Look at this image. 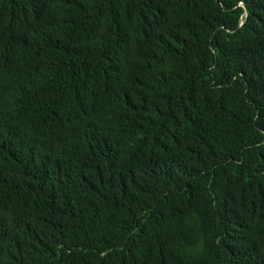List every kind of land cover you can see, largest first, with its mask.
<instances>
[{
    "label": "trees",
    "instance_id": "trees-1",
    "mask_svg": "<svg viewBox=\"0 0 264 264\" xmlns=\"http://www.w3.org/2000/svg\"><path fill=\"white\" fill-rule=\"evenodd\" d=\"M0 264H264V0H0Z\"/></svg>",
    "mask_w": 264,
    "mask_h": 264
}]
</instances>
